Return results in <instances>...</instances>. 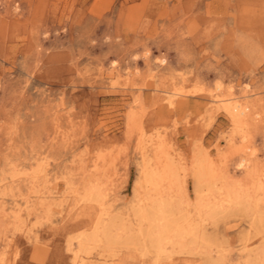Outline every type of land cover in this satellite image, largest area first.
I'll use <instances>...</instances> for the list:
<instances>
[{"label": "rangeland", "instance_id": "rangeland-1", "mask_svg": "<svg viewBox=\"0 0 264 264\" xmlns=\"http://www.w3.org/2000/svg\"><path fill=\"white\" fill-rule=\"evenodd\" d=\"M161 200L195 229L162 254L137 216ZM248 263L264 0H0V264Z\"/></svg>", "mask_w": 264, "mask_h": 264}, {"label": "bare ground", "instance_id": "bare-ground-1", "mask_svg": "<svg viewBox=\"0 0 264 264\" xmlns=\"http://www.w3.org/2000/svg\"><path fill=\"white\" fill-rule=\"evenodd\" d=\"M167 167V166H166ZM168 168V167H167ZM169 169V168H168ZM168 169H167V171H168ZM151 172H153V171H151ZM157 173H160V172H157ZM163 173H164V170H163ZM166 173V172H165ZM164 173V174H165ZM147 174V173H146ZM146 174H145V177H146ZM154 174V173H153ZM152 174V175H153ZM163 174V178H164V175ZM167 174V173H166ZM148 175V174H147ZM150 175V174H149ZM157 175V174H156ZM155 176V175H154ZM160 176V174H158L157 176H155V178L158 180V177ZM149 178H150V183H155V182H153L152 181V178H151V175L150 176H148ZM149 178L147 179V177H146V179H147V181L149 180ZM154 178V179H155ZM160 178V177H159ZM161 178H162V175H161ZM160 178V179H161ZM163 178H162V180H163ZM166 178H167V175H166ZM169 178V177H168ZM199 179L201 178L200 176L198 177ZM160 179H159V181H160ZM161 180V181H162ZM165 180V179H164ZM163 180V181H164ZM146 181V180H145ZM158 181V182H159ZM201 181V180H200ZM147 183V182H146ZM161 183V182H160ZM199 183H201V182H199ZM147 184H149V181H148V183ZM146 184V185H147ZM158 184V183H157ZM157 184H155V185H151V184H149V185H151V186H156ZM200 185V184H199ZM197 187H201V186H197ZM156 188V187H155ZM201 189V188H200ZM201 191V190H200ZM198 193H200V192H198ZM202 195V194H201ZM233 195H230L229 197H228V199H231V200H233V201H235V202H238V201H236V199L234 200V199H232L231 197H232ZM162 202H164V201H162L161 200V202H159V203H154L153 205H152V207L150 208V209H148V210H146V208H145V210H142V211H139V213L137 214V216L141 219V220H143V221H146V222H149L150 223V228L145 232V237H147L148 238V241L150 242V245L152 246V248H154L155 249V251L156 252H159L160 254H162L163 252H164V250H165V248H166V244H168V243H170V242H172V243H174L175 241L177 242V240H179V239H182L181 237H182V235H185V234H192V235H195L194 233H195V231H193V230H195L193 227H191V228H189V229H183V225H182V222H181V220H170V219H168L167 218V216H168V209H167V206L168 205H164V204H162ZM234 202V203H235ZM165 204H166V202H164ZM230 203H232V201L230 202ZM200 210H201V208H200ZM211 210V209H210ZM216 211V210H215ZM214 211V212H215ZM213 212V213H214ZM212 213V214H213ZM208 214H211V213H208ZM212 217V216H211ZM167 218V219H166ZM186 223V222H185ZM184 223V224H185ZM96 229V231H98V230H100V234L102 233V234H107V230H105L104 228H98V227H96L95 228ZM201 229V228H200ZM198 231V230H197ZM196 231V232H197ZM198 233V232H197ZM198 234H196V236H197ZM200 235V234H199ZM196 236H188L187 238H192V239H197V237ZM145 237H144V239H145ZM85 238V242H87V240H89V239H96V236H85L84 237ZM106 239H107V237H106ZM200 239H201V237H200ZM90 241V240H89ZM108 241V240H107ZM194 241V240H193ZM114 243V242H113ZM109 245V244H108ZM148 245H149V243H148ZM166 245V246H165ZM138 248V247H137ZM145 253V252H144ZM249 264V263H248Z\"/></svg>", "mask_w": 264, "mask_h": 264}]
</instances>
